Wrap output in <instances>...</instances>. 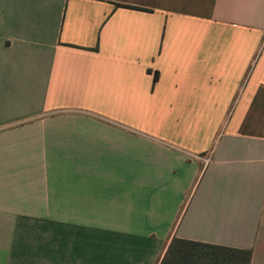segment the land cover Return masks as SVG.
Segmentation results:
<instances>
[{"label":"crops","instance_id":"1","mask_svg":"<svg viewBox=\"0 0 264 264\" xmlns=\"http://www.w3.org/2000/svg\"><path fill=\"white\" fill-rule=\"evenodd\" d=\"M216 247L264 264V0H0V264Z\"/></svg>","mask_w":264,"mask_h":264},{"label":"trees","instance_id":"2","mask_svg":"<svg viewBox=\"0 0 264 264\" xmlns=\"http://www.w3.org/2000/svg\"><path fill=\"white\" fill-rule=\"evenodd\" d=\"M136 9V8H135ZM175 243V241H174ZM171 245V244H170ZM216 252L198 253L199 256L192 253L181 260L171 261L169 258V249L167 250L160 264H249L251 252L248 250H236L224 247H216ZM201 254V255H200Z\"/></svg>","mask_w":264,"mask_h":264},{"label":"built area","instance_id":"3","mask_svg":"<svg viewBox=\"0 0 264 264\" xmlns=\"http://www.w3.org/2000/svg\"><path fill=\"white\" fill-rule=\"evenodd\" d=\"M208 162V160L206 161V163Z\"/></svg>","mask_w":264,"mask_h":264}]
</instances>
